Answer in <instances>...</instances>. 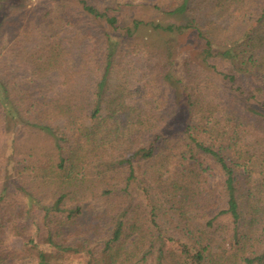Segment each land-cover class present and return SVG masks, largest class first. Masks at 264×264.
Instances as JSON below:
<instances>
[{
    "label": "trees",
    "instance_id": "16d2710c",
    "mask_svg": "<svg viewBox=\"0 0 264 264\" xmlns=\"http://www.w3.org/2000/svg\"><path fill=\"white\" fill-rule=\"evenodd\" d=\"M140 1L0 22V264H264V0Z\"/></svg>",
    "mask_w": 264,
    "mask_h": 264
},
{
    "label": "rangeland",
    "instance_id": "374dc122",
    "mask_svg": "<svg viewBox=\"0 0 264 264\" xmlns=\"http://www.w3.org/2000/svg\"><path fill=\"white\" fill-rule=\"evenodd\" d=\"M100 8L106 6H111L112 8L116 5L115 15L118 16L120 24L122 27L129 26L134 19L142 20L145 23H154L169 25L175 23L177 20L167 18L164 15L158 14L150 5L141 2L140 0H88ZM52 0H0V22L6 21L7 19H12L14 21L18 20V15L21 12L29 13L34 8H44L51 4ZM118 2L124 4L117 5ZM127 3V5H125ZM179 21L178 23H181ZM10 33H5L1 38L3 44H8L10 40ZM138 37H144L152 40L166 39L172 37L175 44H178V53L176 55V60L178 62L184 57L188 56L194 58L200 49L201 42L198 40L196 34L192 30H184L180 33L169 34L165 32L155 31L152 27H146L144 30L140 31ZM181 122L175 119L170 123V127L177 130L180 127ZM5 148V146H4ZM157 217V216H156ZM158 220V217L156 218ZM157 244L162 247L163 250L167 251L173 248L174 243L170 240V235L168 231L163 229L158 235ZM176 246V245H175ZM66 260L67 264H86V258L81 255L68 256Z\"/></svg>",
    "mask_w": 264,
    "mask_h": 264
}]
</instances>
